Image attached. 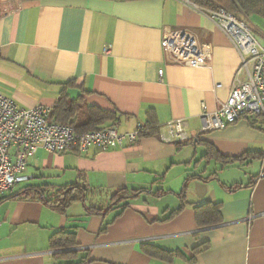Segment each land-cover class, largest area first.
Wrapping results in <instances>:
<instances>
[{
  "label": "crops",
  "instance_id": "0c3cea01",
  "mask_svg": "<svg viewBox=\"0 0 264 264\" xmlns=\"http://www.w3.org/2000/svg\"><path fill=\"white\" fill-rule=\"evenodd\" d=\"M7 1L2 94L51 110L66 93L115 115L99 127L155 128L109 150L37 148L28 179L0 194V264H264V120L245 115L202 129V104L212 111L225 101L240 65L203 8L189 0ZM175 28L210 43L208 66L167 60L162 39ZM178 118L188 139L162 141ZM72 184L81 200L64 211L45 202ZM27 187L40 194L17 195ZM205 203L219 206L212 225ZM66 239L69 250L53 247Z\"/></svg>",
  "mask_w": 264,
  "mask_h": 264
},
{
  "label": "built area",
  "instance_id": "2783aa9c",
  "mask_svg": "<svg viewBox=\"0 0 264 264\" xmlns=\"http://www.w3.org/2000/svg\"><path fill=\"white\" fill-rule=\"evenodd\" d=\"M203 11L236 49L240 65L225 101L212 111L202 104V129H222L245 115L264 120V29L256 33L248 22L223 8ZM162 47L170 63L182 66L205 67L211 58L210 43L188 28L168 30ZM49 113L46 105L23 107L0 92V194L28 179V161L39 147L48 153H85L91 147L109 150L133 145L146 133L142 123L128 131L105 125L79 133L70 123L48 120ZM164 127L166 132L159 135L162 141L188 139L182 118Z\"/></svg>",
  "mask_w": 264,
  "mask_h": 264
},
{
  "label": "trees",
  "instance_id": "16d2710c",
  "mask_svg": "<svg viewBox=\"0 0 264 264\" xmlns=\"http://www.w3.org/2000/svg\"><path fill=\"white\" fill-rule=\"evenodd\" d=\"M192 3L198 5L204 9H216V8H223L235 16H242L248 21L252 19H259L264 20V0H190ZM3 10L0 4V16L2 15ZM236 16V17H237ZM82 114H86V119L82 120ZM73 126L76 132H86L89 130H93L99 127V125L104 124L107 121L114 122L115 115L100 110L95 107L86 106L77 102V99L70 98L66 93H61L51 108L48 120H53L55 122H59L65 124L69 122ZM150 128H155L154 125L149 124L145 125L146 133L149 132ZM81 186L78 185H68L59 189L58 194L52 199L47 200L45 202L47 204H51L54 208L59 211H64L67 206L76 200H81ZM39 192L41 191L40 188L33 189V188H25L17 195L23 194L24 196L30 197L32 192ZM120 195L117 193L114 198H126L127 196H118ZM43 196V195H42ZM207 212H206V219L208 224L212 225L217 221V216L219 213V206L218 204H210L205 203ZM93 209V208H91ZM95 209V208H94ZM94 211H97L96 209ZM100 211V210H98ZM103 230V229H102ZM72 242L68 241L67 239L64 241L57 242L53 245L55 248H62L66 249L71 247ZM154 253V252H153ZM83 259H79L76 264H81Z\"/></svg>",
  "mask_w": 264,
  "mask_h": 264
},
{
  "label": "rangeland",
  "instance_id": "374dc122",
  "mask_svg": "<svg viewBox=\"0 0 264 264\" xmlns=\"http://www.w3.org/2000/svg\"><path fill=\"white\" fill-rule=\"evenodd\" d=\"M3 0H0V4L2 6V10H3V3H2ZM13 0H8L7 3L8 5L11 4ZM237 16V15H236ZM237 18L243 20V21H246L248 22V24H250V26H254V31L255 32H259V31H262L264 29V23L261 22L262 20H259V19H252L251 21H248V19L242 17V16H237Z\"/></svg>",
  "mask_w": 264,
  "mask_h": 264
}]
</instances>
